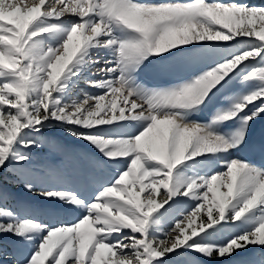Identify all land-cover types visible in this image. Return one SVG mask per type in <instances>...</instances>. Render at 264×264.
Here are the masks:
<instances>
[{
    "label": "snow or ice",
    "instance_id": "6c2138e0",
    "mask_svg": "<svg viewBox=\"0 0 264 264\" xmlns=\"http://www.w3.org/2000/svg\"><path fill=\"white\" fill-rule=\"evenodd\" d=\"M0 264H264V0H0Z\"/></svg>",
    "mask_w": 264,
    "mask_h": 264
},
{
    "label": "rangeland",
    "instance_id": "374dc122",
    "mask_svg": "<svg viewBox=\"0 0 264 264\" xmlns=\"http://www.w3.org/2000/svg\"><path fill=\"white\" fill-rule=\"evenodd\" d=\"M69 147H72V145H69ZM45 152H47V149H45ZM53 159L54 160H60L61 159V157L60 156H53ZM14 191H18V190H16V189H13ZM23 199H25V200H29L30 199V197L29 196H23Z\"/></svg>",
    "mask_w": 264,
    "mask_h": 264
}]
</instances>
